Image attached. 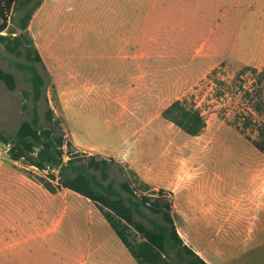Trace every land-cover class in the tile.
Returning a JSON list of instances; mask_svg holds the SVG:
<instances>
[{"label": "rangeland", "instance_id": "rangeland-1", "mask_svg": "<svg viewBox=\"0 0 264 264\" xmlns=\"http://www.w3.org/2000/svg\"><path fill=\"white\" fill-rule=\"evenodd\" d=\"M40 1L35 12L32 8L29 33L47 68L43 72L48 75L49 103L71 150L100 154L88 146L138 145L145 162L158 164V174L168 163L174 179L167 185L178 190L185 186V193L219 192L224 196L216 219L221 241L216 229L205 234L191 229L190 235L182 232L183 239L189 236L212 264H264V239L260 245L236 244L240 223L248 228L244 239L249 238L250 227V212L240 221L236 190H247L253 170L264 167V153L254 146L264 115L255 114L257 125L250 123V104L241 89L251 88L257 76L249 73L241 80L236 76L246 66L264 67V0ZM22 11L12 13L4 34L21 33L17 22ZM108 18L125 21V28L129 22L134 63L122 66L124 61L117 56L122 42L116 32L111 36L104 30ZM25 61L24 55L9 53L0 41V66L18 79L16 91L0 81V130L12 132L28 118L22 110V90L30 85L15 65ZM127 84L129 102L122 112L112 98ZM81 86L83 93L75 99ZM179 99L188 108L201 110L207 126L200 135L190 136L164 117ZM48 107L42 100L44 121ZM156 111L158 133L141 129ZM121 164L133 179L132 168ZM112 174L117 180L125 177L117 166ZM41 176L26 162L12 160L8 145L0 141V264H81L83 257L94 253L130 256L95 204L90 210L87 198L64 188L51 194L38 181ZM162 186L158 184V189ZM166 190L176 203L172 189ZM178 203L186 206V199ZM80 232L92 233L94 243H78ZM206 237L216 240L207 243Z\"/></svg>", "mask_w": 264, "mask_h": 264}, {"label": "trees", "instance_id": "trees-1", "mask_svg": "<svg viewBox=\"0 0 264 264\" xmlns=\"http://www.w3.org/2000/svg\"><path fill=\"white\" fill-rule=\"evenodd\" d=\"M34 1L0 0V41L9 53L25 56V62H16L15 65L30 85L22 90V110L28 118L12 132L0 130V141L8 145L10 158L24 161L42 172L38 181L51 194L64 188L92 201L138 264H210L179 233L172 192L154 189L133 169L134 180L131 179L115 158L71 150L72 143L67 140L49 103L48 75L43 72L47 68L29 33L32 8L36 7L35 12L42 4L38 0L32 6ZM17 9H22L24 14L17 22L21 33L16 36L4 34L8 32L12 13ZM249 73L257 78L251 88L242 85L241 89L250 104V123L257 125L255 114L264 115V67L259 70L246 66L238 72L236 80ZM0 81L10 91L18 89L17 76L1 66ZM44 99L49 105L45 121L40 111ZM163 115L190 136L200 135L207 126L201 110L188 108L182 99L173 102ZM258 131L259 138L254 141V146L264 153L263 123L258 125ZM115 166L125 175L122 180L114 178L112 170ZM139 179L142 181L140 187L137 186Z\"/></svg>", "mask_w": 264, "mask_h": 264}, {"label": "crops", "instance_id": "crops-1", "mask_svg": "<svg viewBox=\"0 0 264 264\" xmlns=\"http://www.w3.org/2000/svg\"><path fill=\"white\" fill-rule=\"evenodd\" d=\"M44 7V6H43ZM45 8V7H44ZM105 23L107 24L106 29L107 32L112 36V32L114 35L117 34V38L122 42V49H119L118 51V59L121 61L123 60L124 63L122 66H126V63L129 62V64L134 63L132 61V51H131V33L129 29V22H127V26L125 28V21H115L113 18H108ZM122 28V31H121ZM103 30V31H104ZM120 61L119 66L120 65ZM151 61V59H150ZM148 61V62H150ZM144 62V61H143ZM146 62V61H145ZM157 71V69H156ZM157 76V73H155ZM140 79V78H139ZM132 80V78H131ZM130 85V77L128 81ZM157 82V81H155ZM127 84V86H124L121 90H118V94L115 95L117 97L112 98L114 101H116L122 108L125 110L126 104L129 102V96H130V86ZM145 84V83H144ZM155 83V88L157 87ZM77 88L78 86L75 85ZM146 86V85H145ZM77 88L75 91V99L79 98V95L81 97L83 93V87L81 86V92ZM146 90V88H141ZM143 90V91H144ZM145 92V91H144ZM146 93V92H145ZM145 93H143L145 95ZM157 96L156 94H152L150 96ZM149 96V97H150ZM158 120V111L154 112L148 119L143 121L142 125L140 126L141 129H150L154 131L155 133H158V123L156 124ZM78 147H80V144L76 142ZM89 149H92L93 151L113 157L120 161L121 163H126L132 168L134 171H136L140 177L146 181L147 183L151 184L154 189H158V184L163 185L161 188L163 189H172V191L175 193V219L176 224L178 227L179 233L182 235V232H186L188 235L191 234V229H195V231L200 233H210L214 231L213 229H216L215 233L218 234L219 239L221 241L222 235H220V224L216 222V219L219 215V209L220 206L224 207V196L220 194L219 192L215 190L210 191H197L193 193H185V186H182V188H178L176 186H169L167 185V180L170 179L168 182H171L174 178H172V170L168 166V163L164 164V168L160 173L158 174V164H156L153 161H144L142 156V150L139 149L138 145L136 146H129L126 145L121 146L119 149H107L102 148L98 146H88ZM258 157V156H257ZM261 168V171L259 172ZM170 175V176H169ZM174 175V174H173ZM251 181L248 184L247 190L243 191H237L236 194L239 196L238 205L236 206V210L241 212L240 215V221L243 220V218L246 216L248 212H250V227H249V238L244 239L243 232L246 231L248 228L246 225H243V221L240 223V237L238 238L237 243L239 242H251L256 245H260L263 243L264 239V167L257 166L253 170V175L251 177ZM173 183V181L171 182ZM173 185V184H172ZM188 185V184H187ZM186 185V186H187ZM196 189V188H195ZM203 189V187H201ZM71 194L67 195L68 197ZM186 199V206L180 205L178 202L182 201L183 199ZM86 199V198H85ZM87 206H89L90 210L94 211V203L90 201L89 199L86 200ZM85 206L84 204L79 205ZM76 207V206H75ZM96 207V206H95ZM71 208L69 205L67 207L66 213ZM77 208V207H76ZM91 233V232H90ZM215 238H207L205 241L207 243L215 242ZM186 243L193 245L197 249V253L200 254L199 248H197L193 242L190 240V237L188 236L185 240ZM77 242L80 244L84 243H94V236L92 233L90 235H83L80 232V235L77 236ZM98 243V241L96 242ZM126 247V246H125ZM99 248V247H98ZM129 251V250H128ZM130 253V252H129ZM207 262L212 264L213 262L209 259L207 252L204 250V256L200 254ZM125 256V255H124ZM81 264H138L136 259L131 255L128 257H113L94 253L90 257L86 259L85 257L82 258Z\"/></svg>", "mask_w": 264, "mask_h": 264}]
</instances>
